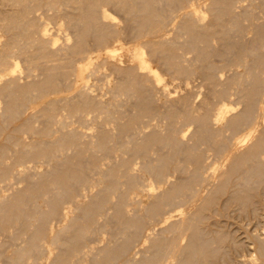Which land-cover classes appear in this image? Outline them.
Returning a JSON list of instances; mask_svg holds the SVG:
<instances>
[{
	"label": "bare ground",
	"instance_id": "6f19581e",
	"mask_svg": "<svg viewBox=\"0 0 264 264\" xmlns=\"http://www.w3.org/2000/svg\"><path fill=\"white\" fill-rule=\"evenodd\" d=\"M190 1L0 0V182L46 164L0 192L2 264H264V30L239 44L236 0ZM195 76L208 97L171 99Z\"/></svg>",
	"mask_w": 264,
	"mask_h": 264
},
{
	"label": "rangeland",
	"instance_id": "374dc122",
	"mask_svg": "<svg viewBox=\"0 0 264 264\" xmlns=\"http://www.w3.org/2000/svg\"><path fill=\"white\" fill-rule=\"evenodd\" d=\"M195 1H196V2L198 1L199 5L202 3V0H200V2H199V0H191L189 3H196ZM250 1H251V3H250ZM253 1H254V2H253ZM261 1H262V0H261ZM261 1H260V0H249V2H248V0H236V2H235V6H234V9L236 10L235 13H237L238 17H240V21H242V24H241V25H242V27H241L242 32H240L241 30H239V32H240V33H239V32L236 30L238 34H237L236 32H235L236 34H235V33L232 34L234 31L231 32V34H232V37H234V36L236 37V36H237V37L239 38V36H240L241 39H240V38L238 39L237 37H236V38H235V37L232 38V39H234L237 43L239 42V44H241L242 42H244V44L247 46V45L250 44L249 42H251V41H250V40H251L250 38H252V37L254 38V36H255V31H254V30H257V28H258L257 26H259V28H261V27H260V25H261V26H262V29H261V30H264V6H262V4H261L262 2H261ZM246 3H248V4H246ZM255 3H256V4H255ZM238 4H239V5H238ZM108 5H109V4H108ZM201 5H202V8H201V6H200V8H201V9H204L205 5H204V4H201ZM203 5H204V6H203ZM236 5H237V8H235ZM242 5H243V6H242ZM245 5H246V6H245ZM249 5H250V6H249ZM104 6L107 8V10L110 9V8H112L111 5H110L111 7L109 6V8H108V6H106V4H103V8H104ZM239 6H240V7H243V9H241ZM254 6H255V8H254ZM259 6H262L263 8H261V7H259ZM246 7H247L248 9H247ZM251 8H252V9H251ZM240 10H241V11H240ZM245 10H246V11H245ZM249 10H250V11H249ZM237 11L239 12V14H238ZM254 11H255L256 14L254 13ZM261 11H262V12H261ZM109 12H111V13L113 12L112 14L115 15L116 18H117L118 20H119V18L121 19V20H119L120 25L123 24V23H121V21L123 22V20H122V17H121V15H120L121 13H119V11H118V12H117V11L115 12V10L112 8L111 10H109ZM246 12H247V13H246ZM248 12H249V13H248ZM114 13H115V14H114ZM242 13H243V15H242ZM244 13H245L246 15H245ZM203 14H204V22L206 21V22L209 23V20H210V18H211V17H209L210 15L208 16L209 12H207V11L205 12V11H204ZM249 14H250L251 16H249ZM252 14H253V15H252ZM118 15H120V16H118ZM254 15H255V16H254ZM246 16H247V17H246ZM207 17H208V18H207ZM245 17H246V18H245ZM252 17H253V18H252ZM206 18L208 19V21H207ZM255 18H256V19H255ZM241 19H243V20H241ZM245 19H246V20H245ZM46 20H47V19H46ZM258 20H259V21H258ZM247 22H248V23H247ZM51 23H52V22H51ZM51 23H49L50 26L52 25ZM245 24H246L247 26H246ZM249 24H250V25H249ZM259 24H260V25H259ZM251 25H252V26H251ZM256 25H257V26H256ZM249 27H250V29H249ZM255 27H256V29H255ZM239 29H240V28H239ZM253 29H254V30H253ZM246 30H247V32H246ZM250 30H251V31H250ZM61 32H62V31L57 32V34H59L60 37H59V35H56V36H55V37H57V36L59 37V38H58V41H59V42L62 41V38H61V37H62V35H63V32H62V33H61ZM252 32H254V33H252ZM60 33H61V34H60ZM244 33H245V34H244ZM239 34H240V35H239ZM243 34H244L245 36H244ZM253 34H254V35H253ZM252 35H253V36H252ZM169 36L173 37V36H174V32H172V31L170 30V31L168 32V37H169ZM171 37H169V38H171ZM178 38H180V37H178ZM181 38H182V37H181ZM181 38H180V39H181ZM215 39H218V38H216V37L211 38V40H212L211 42H212V46L214 45L213 47L216 48V46L219 47L218 45H221V44H220L221 41H219V40H215ZM240 40H242V41H240ZM263 40H264V39H263ZM217 41H218L219 44L217 43ZM246 41L248 42V44H246ZM221 43H222V42H221ZM262 43H263V42H262ZM262 43H261V44H262ZM245 45H243V46H245ZM262 47H264V43H263ZM184 51H185V50H184ZM184 51H183V52H184ZM186 52H187V53H186ZM186 52H184V54H186V57H185V55L183 54L185 58H187V56H188V58H189V56H190V58L193 56V53H194V52H193V53H190L191 51L188 52L187 50H186ZM191 55H192V56H191ZM214 58H215V56H214ZM193 59H194V56H193L192 59H187V60H192V61H194ZM195 61H196V60H195ZM185 62H186V61H185ZM187 62H188V61H187ZM187 62H186V63H187ZM196 62H197V61H196ZM191 63H192V62H191ZM191 63H190V61H189V64L192 66V65H194L195 62L192 63V64H191ZM153 64H154L155 66L157 65V67L160 66V65L157 64V63H156V64L153 63ZM187 64H188V63H187ZM195 64H197V63H195ZM192 67H195V66H192ZM22 68H23V67H20L19 69L22 70ZM159 68H161V66H160ZM159 68H158V69H159ZM195 68H197V66H196ZM238 68H239L240 70L242 69L241 67H238ZM161 69H162V68H161ZM161 69H159V70H161ZM160 72L162 73V72H164V71L161 70ZM224 74H225V73H224ZM224 74H223V75H224ZM226 74H227V73H226ZM226 74H225V75H226ZM167 75H168V74H167ZM167 75H166V76L164 75L163 77L168 78L169 76H167ZM225 75H224V76H225ZM196 76H197V75H196ZM196 76L194 77L195 80H194V78H193V79H190V80H191V81H189L190 84L187 83V84H186V85H187L186 88H184V87H181V88H180V86H182V85L179 86V85L177 84V82H176L177 80L175 81L176 83H175V82H172L173 84H172V83H169V84H168V87H169V88H172V90H173V91H171V96H170L171 99L174 98V97H177L176 95H178V94L180 95V94L186 93V94H188L189 96H190V94H191V95H192V96H190V97H192V98H190V99H191V102H192V101H193V102H196V103H194V104L197 105V104L200 102L201 99H203L204 97H208L209 94H208L207 86H206L205 84H203L204 82L202 81V79L199 81V79H200L201 77H199V76L196 77ZM93 78H94V77H90V78H89V81H90L89 84H91V86H89V90H90V92L92 91V94H97V93L100 94V93H101V95L103 94V95H102V98H101V95H98V94H97L96 96L99 97V98H101L102 100H104V99L107 97L106 100H109V99L111 98V95H112V94H110L109 91H108V93H109L110 95L107 93V90H108L107 88H108V87H106V86H107V85H106V84H107V80L105 81L106 78H102V77H100V78H98V79H97V78H96V79L94 78V80H93ZM197 78H198V79H197ZM97 80H99L100 83H99V81H97ZM101 80H102V82H101ZM96 81H97V82H96ZM103 81H104V82H103ZM192 81H193V82H192ZM92 82H93V84L95 83V85H94V87L96 88L95 90H94V88H93V84H92ZM105 82H106V83H105ZM200 82H202V84H201ZM98 83H99V84H98ZM103 83H105V84H103ZM192 83H195L197 86L194 87V84L192 85ZM100 84H101V85H100ZM176 84H177L178 87L176 86ZM98 85H99V86H98ZM105 85H106V86H105ZM172 85H173V86H172ZM174 85H175V86H174ZM100 86H101V87H100ZM183 86H185V85H183ZM203 86H205V87H203ZM90 88H91V89H90ZM100 88H101V89H100ZM174 88H175V89H174ZM187 88H188V89H187ZM189 88H190V90H189ZM193 88H194V89H193ZM99 89H100V90H99ZM106 89H107V90H106ZM177 89H178V90H177ZM184 89H185V90H184ZM197 89H198V90H197ZM93 90H94V92H93ZM170 90H171V89H170ZM174 90H175L176 92H175ZM187 90H188V91H187ZM202 90H203V92H201ZM206 90H207V93H206ZM97 91H98V92H97ZM104 91H105L106 93H105ZM184 91H185V92H184ZM186 91L189 92V93H187ZM191 91H192V92H191ZM194 91H195V92H194ZM199 91H200V92H199ZM204 92H205V93H204ZM104 93H105V95H104ZM192 93H194V94H192ZM232 94H233V93H232ZM232 94H231L229 97H230V99L233 100V99L235 98V97H234L235 95H234V94L232 95ZM179 95H178V96H179ZM203 95H205V96L203 97ZM109 96H110V97H109ZM173 96H174V97H173ZM121 97H122V98H121ZM121 97H120L121 100H122V99H125V98H123V96H121ZM170 97H169V99H170ZM103 98H104V99H103ZM162 98H163V99H162ZM118 99H119V97H118ZM119 100H120V99H119ZM161 100H164V97H161ZM123 101H124V100H123ZM0 102H1V101H0ZM42 102H43V101L37 100V102H35L34 105H33L34 107H33V106H31V107L29 106V107L26 108L25 113H27V110H28V111H31V110H33L34 108L38 107ZM127 102H128V101H127ZM160 102H162V101H160ZM193 102H192V104H193ZM124 103H125V101H124ZM128 103H129V102H128ZM194 104H193V105H194ZM196 105H195V107H197ZM216 106H217V105H216ZM233 106H234V105H233ZM238 106H239V104H235L234 108H235V107H238ZM1 107H2V103H0V108H1ZM122 107H124V106H122ZM29 108H30V109H29ZM31 108H32V109H31ZM0 110H1V109H0ZM198 110H200V107H199V106H198ZM68 120H69V123L72 121V124L70 123L71 126L78 125V123L76 124L75 121H73V120H71V119H68ZM154 121H155V120H154ZM155 122H156V121H155ZM158 122H159V120H158ZM162 122H163V120H162L161 122H159V123L162 125V124L164 123V122H163V123H162ZM73 123H74V124H73ZM35 124L37 125L36 121H35ZM38 124H39V123H38ZM85 124H86V123H85ZM87 124H88V126L85 125V127H82V129H84V130H86V131H89V132L92 133V134L95 133V132H96V129H97V127H96L97 124L94 123V122L92 121V119H90V120L88 119V123H87ZM89 124H90V126H89ZM105 124H106V123H104L103 126L106 127V128L113 129V127H114V123H113V122L107 123L106 125H105ZM111 124H112V126H111ZM95 125H96V126H95ZM185 125H187V129L190 128L189 130L193 129V127H194V126H193V123H192V124L190 123L189 125H188V124H185ZM94 126H95V127H94ZM87 127H88V128H87ZM184 127L186 128V126H184ZM146 128H149V127H146ZM94 129H95V130H94ZM226 131H227V130H226ZM227 133H229V132L227 131ZM22 134H23V133H22ZM26 134H27V133H25V134H23V135L20 134V135H21V137L23 136V138H25V140H26V139L30 138V137L26 138V137H27ZM25 135H26V137H24ZM186 136H187V135H186ZM28 140H29V139H28ZM69 152H70V150H69ZM124 155H125V154H124ZM211 156H212V157H211ZM137 159L139 160V158H137ZM137 159H135V161H137ZM211 159H212V164H216V163L218 162L215 158L213 159V155H212V154H210L209 157L207 156V161H211ZM213 160L215 161V163H214ZM27 161H28V160H27ZM29 161H30V160H29ZM31 162H32V163H31ZM42 163H44V162H42ZM23 164H24V165H23ZM23 164H21V165H23L24 167H23V166H20V164H19L18 166H16V167H17V168H16V172H17V170H18V173H19V170H20V169H21V170L23 169L24 171H28L29 168H32V169H31V172H33V171H34V170H33V167H34L35 165H36V167H35L36 170H43V169H44L43 167H46V164H41V165H40L39 163L36 164V163H34L33 161L25 162V163H23ZM30 164H31V165L34 164V166H31ZM43 165H44V166H43ZM25 166H26V169H25ZM27 166H29V167H27ZM42 166H43V167H42ZM37 167H38V168H37ZM19 168H20V169H19ZM42 168H43V169H42ZM16 172H15V173H16ZM20 172H21V171H20ZM22 172H23V171H22ZM29 172H30V171H29ZM15 173H14V174H15ZM18 173H16V174H18ZM14 174H11V175L9 176V179H11L10 181H9L8 178L5 179V180L8 179L7 181H5V183H6L5 186H6V187L4 186V182H3V180H1L2 182H0V185H1V183H2L3 186H4V187H2V185L0 186V192H1V190H2L1 193L4 192L3 194H9V192H11V190H12V192H13L15 189L21 188V187H23V185H25V184H24L25 181L22 180L23 182H22V181L20 182V181L16 180L15 178H17L18 175H15L16 177H14ZM20 174H23V173H20ZM175 174H177V173H175ZM175 174H174V177L176 178V175H175ZM11 176H13L14 178L11 177ZM10 177H11V178H10ZM177 177H178V176H177ZM170 178H171L172 180L174 179L172 176H171ZM12 179H15V180H12ZM18 179L20 180V179H22V178H21V177L19 178V176H18ZM8 181H9L10 183H9ZM11 181H15V182H11ZM17 181H18V182H17ZM7 182H8V184H7ZM9 184H12V185H9ZM8 186H10V187H8ZM12 186H13V188H15V189H13ZM18 186H20V187H18ZM1 187L4 188V189H2ZM5 188H6V189H5ZM9 188H10L11 190H10ZM6 192H7V193H6ZM140 196H141V197H140ZM138 198H141L142 201H140V202H143V204H144V203L146 202V200H147V199L144 197V195H139ZM142 198H143V199H142ZM141 204H142V203H141ZM141 204H140V206H139V204H137L138 208H137V206H136V209H138L139 211H142V210H143V209L141 208V207H143V205H141ZM181 206H182V205H180V207H177V208H178V209H181V208H182ZM217 217H219V216H217ZM233 219H234V221H235L236 224H235L234 222H232ZM233 219H231L232 221H230L231 223L229 222V223H230L229 225H230V226L233 225V226H231V227H232V228H231L232 230H234V229L237 230V231L234 230L235 233H237V235H236L237 237H238V235L241 234L242 232L245 233L244 231H246L247 229H249L248 226L251 225V227L254 228V226H253V225H254L253 222H252V223H249V225H248V222H249V221H247V220H245V219H243V222H241V223H238V222H240V221H238V220H239V219L241 220L242 218H235V217H233ZM236 219H237V220H236ZM100 220H102V218H100ZM211 220L213 221V218H211ZM211 220H210V221H211ZM244 220H245V222H244ZM236 221H238V222H236ZM241 221H242V220H241ZM246 221H247V222H246ZM55 223H56V221H54V223H53V224L55 225V227H56V224H55ZM163 223H164V222H161V223H159V224H163ZM232 223H233V224H232ZM242 223H243L244 225H243ZM245 223H247V224H245ZM239 224H240V225H239ZM245 225H246L247 229H245V228H246ZM230 226H229V227H230ZM239 226H241V227H239ZM243 226H244V227H243ZM55 227H54V228H55ZM251 227H250V228H251ZM237 228H241V229H244V230L237 229ZM252 228L249 229V232L252 230ZM254 229H256V228H254ZM105 230H106L105 228L102 229V231H105ZM238 230H241V231H238ZM253 231H255V230H252V232H253ZM238 232H239V233H238ZM107 233H108V234H107ZM243 233H242V235H243ZM108 236H109V232H108V231H106V232H101L100 235H99V237H98L97 239H95L96 237H95V238H92V239H93V243H91L92 240L90 241V243H91V245H93V244H94V245H100V244L105 240V238H107ZM239 236H241V235H239ZM2 237H3V235L0 234V240H1V239H4V237H3V238H2ZM242 237H243V236H241V237H239V238H242ZM88 240H89V239H88ZM94 240H95V241H94ZM142 240H143V239H141L140 242H139V244H137L138 247H139L140 244H145V243L147 242L146 240H145V242H143ZM141 241H142L143 243H142ZM88 243H89V242H88ZM90 243H89V245H90ZM95 243H96V244H95ZM94 245H93V246H94ZM137 246H136V247H137ZM9 247H10V246L7 245V247H5V249H8ZM136 247H134V249H135ZM138 247H137V248H138ZM134 249H133V250H134ZM133 250H132V252L134 253L135 251H133ZM136 250H137V249H136ZM245 252H246V251H243V253H244L243 255H244V256H243V255H241V256L239 255L240 257L238 256V260L240 259V261L238 262V264H247V263H248L247 260L249 261V258L252 256V253H249V254H248V251H247L246 253L249 255V257H248L247 254L245 255ZM50 254H52V252H50ZM87 254H88V253H87ZM138 254H139V255H138V257H139V256H140V253H138ZM134 255L137 256V253H135ZM242 256H243V257H242ZM245 256H247V257H245ZM45 258H46V257H42L39 261H40V262H41V261H42V262H47L48 259L46 260ZM243 258H244V260L242 261ZM245 258H246L247 260H246ZM44 259H45V261H44ZM86 259L89 260L88 257H86ZM87 260H85V262L83 261V264H85V263H86V264L90 263V260H89V261H87ZM245 261H246V263H245ZM242 262H243V263H242ZM0 263L2 264L1 261H0ZM37 264H38V263H37ZM248 264H250V263H248Z\"/></svg>",
	"mask_w": 264,
	"mask_h": 264
}]
</instances>
